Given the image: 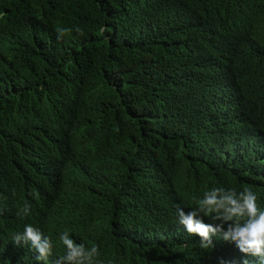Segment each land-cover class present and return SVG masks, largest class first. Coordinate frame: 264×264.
<instances>
[{"label":"trees","instance_id":"obj_1","mask_svg":"<svg viewBox=\"0 0 264 264\" xmlns=\"http://www.w3.org/2000/svg\"><path fill=\"white\" fill-rule=\"evenodd\" d=\"M263 157L264 0H0V215L29 203L53 256L93 226L101 264H180L177 206L264 191Z\"/></svg>","mask_w":264,"mask_h":264},{"label":"clouds","instance_id":"obj_2","mask_svg":"<svg viewBox=\"0 0 264 264\" xmlns=\"http://www.w3.org/2000/svg\"><path fill=\"white\" fill-rule=\"evenodd\" d=\"M55 31L57 38L61 39L73 29L57 27ZM74 31L80 36L84 35L83 29L79 26ZM100 31L104 32L106 29L101 28ZM260 162L261 160L259 166H261ZM228 165L233 166V164ZM261 167L264 169V166ZM237 173L242 171L238 170ZM2 186L0 185V199L5 193ZM202 195V198L197 199L196 188L193 186L191 194L187 197H193L197 206L186 213L183 208L177 206V224L184 227L180 229L181 233L189 237L193 235L195 242L204 249L212 248L214 241L221 244L224 249V259L218 264H264V191L253 189L251 186H245L243 190L238 191L215 187ZM6 206L8 204L3 205L2 208ZM12 207L10 212L0 215L4 217L0 219V248L3 246L1 243L3 237L12 230L15 232L12 234L13 241H9L11 260L8 264H25L28 259L33 263L37 261L38 264H101L97 259L99 249L95 245L97 238L93 226L88 234L80 236L77 243L70 238L68 231L61 233L59 239L65 248V254L55 257L52 253V240L42 232L47 225L25 222L31 205L25 202L22 208H17L13 204ZM203 218L207 224L203 222ZM155 221L156 225L159 224L158 211L153 222ZM163 233L159 234V238H162ZM165 239L166 241L162 243L175 250L179 255L180 264H191L200 253L199 249H194L195 242L192 239L183 242L180 236L172 231L167 232ZM169 240L172 242L169 243ZM16 259L18 260L15 261ZM209 260L210 264H214L210 255Z\"/></svg>","mask_w":264,"mask_h":264}]
</instances>
